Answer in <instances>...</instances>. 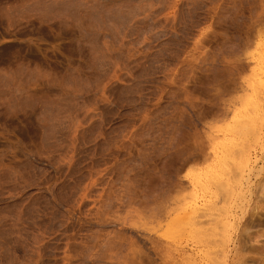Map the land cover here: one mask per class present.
Listing matches in <instances>:
<instances>
[{
	"label": "rangeland",
	"instance_id": "374dc122",
	"mask_svg": "<svg viewBox=\"0 0 264 264\" xmlns=\"http://www.w3.org/2000/svg\"><path fill=\"white\" fill-rule=\"evenodd\" d=\"M0 264H264V0H0Z\"/></svg>",
	"mask_w": 264,
	"mask_h": 264
},
{
	"label": "bare ground",
	"instance_id": "6f19581e",
	"mask_svg": "<svg viewBox=\"0 0 264 264\" xmlns=\"http://www.w3.org/2000/svg\"><path fill=\"white\" fill-rule=\"evenodd\" d=\"M191 222V221H190Z\"/></svg>",
	"mask_w": 264,
	"mask_h": 264
}]
</instances>
